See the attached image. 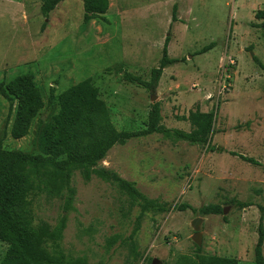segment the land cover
<instances>
[{"label": "rangeland", "instance_id": "obj_1", "mask_svg": "<svg viewBox=\"0 0 264 264\" xmlns=\"http://www.w3.org/2000/svg\"><path fill=\"white\" fill-rule=\"evenodd\" d=\"M260 10L264 0H109L103 20L84 24L81 0H64L46 17L40 0H0V84L32 75L44 100L42 121L57 111L55 104L48 107L51 90L57 97L87 79L118 132L144 130L155 103L165 129L186 133L191 127L181 118L214 112L208 146L173 144L154 134L114 146L100 163L165 205L166 213L146 214L138 223L139 209H129L110 185L96 178L85 183L77 173L67 212L62 195H40L37 220L53 226L66 217L67 256L87 264H173L180 255L195 254L191 223L200 219L204 255L254 264L260 222L264 228V71L257 64L264 65V20L255 19ZM211 43L213 49L197 55ZM165 45L180 62L163 71L155 90L125 81L127 73L149 82ZM37 118L26 137L12 139L8 104L0 95L3 149L32 153ZM215 205L226 214L199 213ZM136 227L141 257L134 262L128 239ZM108 239L115 244L106 251ZM5 250L0 243V260Z\"/></svg>", "mask_w": 264, "mask_h": 264}, {"label": "trees", "instance_id": "obj_2", "mask_svg": "<svg viewBox=\"0 0 264 264\" xmlns=\"http://www.w3.org/2000/svg\"><path fill=\"white\" fill-rule=\"evenodd\" d=\"M41 13L48 16L64 0H40ZM82 22L103 20L109 9V0H81ZM175 20V17H172ZM256 20H264V10L255 14ZM167 41V40H166ZM215 46L211 43L198 53L205 54ZM256 61V60H255ZM180 60L170 58L166 45L157 68L151 71L149 82H143L125 73V81L147 90H155L165 69ZM257 62V61H256ZM264 71V65L257 62ZM53 90L48 107L56 105L57 111L50 121L38 117L44 109L40 89L30 74L17 76L7 84H0V95L8 104V115L12 122L10 135L14 140L27 136L31 124L37 118L35 150L32 153L7 151L0 141V243L6 246L0 264H87L83 259H72L62 247L66 228V217L62 215L53 226L36 219L34 204L45 192L62 195L63 212L72 209L75 189L72 178L77 173L88 183L92 178L110 185L122 197L129 209L138 208L137 221L146 214L168 212L165 205L148 200L136 185L125 181L116 173L103 168L100 163L114 146H123L131 139L154 134L171 143L184 142L190 146H208L213 134L214 112L190 113L187 118L191 130L186 133L165 129L161 125L160 108L157 103L150 106L146 128L140 132H118L113 126L108 109L99 99L97 89L89 79L84 80L57 97ZM245 162L256 165L240 156ZM246 206H241L244 208ZM182 211L183 208H176ZM201 215H222L219 206H207L199 210ZM225 220V218H223ZM136 227L129 237V249L135 262L141 255L135 244ZM115 244L106 241V251ZM264 228L258 225L257 241L253 249L254 264H264ZM173 264H237L236 260L207 256L195 246L193 256L180 255Z\"/></svg>", "mask_w": 264, "mask_h": 264}, {"label": "water", "instance_id": "obj_3", "mask_svg": "<svg viewBox=\"0 0 264 264\" xmlns=\"http://www.w3.org/2000/svg\"><path fill=\"white\" fill-rule=\"evenodd\" d=\"M154 100H155V97L151 96V101L153 102ZM225 214H226V212H225V210H223V215H225ZM200 223H201L200 219H196L191 223V226L194 230V235L192 237V241L197 247L201 246V233L199 232ZM156 263H157V261L154 260L153 264H156Z\"/></svg>", "mask_w": 264, "mask_h": 264}]
</instances>
